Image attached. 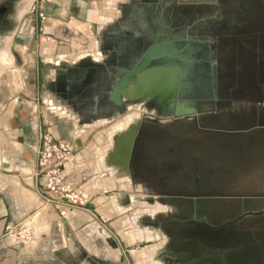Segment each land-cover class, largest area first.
<instances>
[{"label":"rangeland","instance_id":"1","mask_svg":"<svg viewBox=\"0 0 264 264\" xmlns=\"http://www.w3.org/2000/svg\"><path fill=\"white\" fill-rule=\"evenodd\" d=\"M53 1H16L12 25L0 35V111L30 100L28 95L33 93L35 104L43 113L48 114L44 96L53 94L48 87L52 81H46L47 77L53 80L64 77L77 65H81V68L85 65L92 66L96 61H101L104 55L107 57L104 53L106 51L99 44L98 29L105 28L115 19L101 14L98 19L90 21L87 17L67 14L62 17L63 28L59 32L53 28L44 29L42 23L53 13ZM90 1L85 3L87 8L95 4L106 9L108 4H114V0ZM119 3L120 0L117 4ZM140 17H144V14ZM32 19L34 23L31 24ZM48 23L54 22L48 20ZM30 25L34 28L28 36ZM40 77L43 80V91L38 85ZM53 98L56 103L60 99L62 103L66 101L58 93ZM148 107L144 100H139L127 106L124 113L114 111L115 114L111 116L99 113L96 118L89 117L82 124L78 122L80 114L70 108L71 118L67 119V125H64L63 120L59 123L61 127L66 126L71 131L67 139L74 141V138H83L82 142L79 140L80 145H76V154L71 162L76 187L81 189L84 196L81 197L82 203L70 206L79 213L72 218L77 219L81 214H87L91 215L93 221L86 224L88 221L78 218L75 224H69L65 218L66 209L63 214L65 217L57 216L58 231L55 230L53 239L54 251L57 253L51 259L52 264H172L168 259L150 257L151 252L158 249L165 237L159 229L143 226L144 221H140L139 217L145 215L151 218L155 212L165 213L169 209L156 199H153L154 203L151 202L152 199H146L148 195L264 198V148L250 146L247 150L238 152L232 146L225 145L223 139L231 136L229 133L212 134L195 127L173 130H158L155 127L146 136L143 153L136 151V142L133 149V136L126 162L125 159L113 160L110 155L113 136L135 125L132 118L134 114L136 122L143 114L155 115L156 110H149ZM53 125L52 121L49 123L46 120L42 127L49 126L52 129ZM259 137L264 139V135ZM212 143L218 144L215 146ZM154 159L166 163L165 167H158L159 180L167 179L173 187L159 188L153 185L154 178L149 164ZM135 162L141 164L146 172L137 176ZM97 174H105L103 178L111 177L109 183H103V191L90 186ZM136 182H141L143 190H138L134 184ZM185 184L187 188L183 187ZM157 188L166 192H154L153 189ZM99 195L105 196L108 203L101 204L98 209L95 197ZM241 211H245L246 216L257 217L262 214L260 226L264 230V203ZM31 213L32 211L29 212ZM30 216L24 215L21 219L30 220L26 223L32 231L31 236L22 241L17 240L18 242H30L36 238L38 231H50L42 226L33 227L35 217ZM96 225H100L106 232L109 242ZM17 228L18 226L15 230Z\"/></svg>","mask_w":264,"mask_h":264},{"label":"water","instance_id":"2","mask_svg":"<svg viewBox=\"0 0 264 264\" xmlns=\"http://www.w3.org/2000/svg\"><path fill=\"white\" fill-rule=\"evenodd\" d=\"M202 1L141 0L142 3H137L136 8L144 11V17H127L123 10L121 17L105 28L98 29L100 47L112 53L122 51L113 54L116 60H125L122 64L118 62L123 67L110 87V99L115 104L122 105L123 99L130 102L144 100L147 106L156 110L157 116L181 117L194 114L198 119L206 120L208 124L205 125L233 128L217 125L230 120L234 115L232 112H211L212 108L208 105L211 93L207 39L211 36L204 31L199 34L191 27L196 17L189 24H173V19L180 15L182 7H199ZM171 11L179 14L171 15ZM182 39L204 42L207 61L205 68L198 61L193 62L196 60L194 55L181 54L186 47L164 48L165 43ZM122 45L125 49L121 48ZM170 58L189 63L171 61ZM203 69L207 74V94L185 92L183 86L193 83L190 77L203 73ZM136 128L129 133L125 130L113 136L110 152L113 160L125 159L126 162ZM74 142L80 145L78 138ZM158 199L172 208L165 213L155 212L151 218L145 215L139 217L140 221H144L143 226L159 229L165 237L150 257L168 259L173 264L179 261L177 257H184L181 251L198 253L200 250L211 256L205 258L202 264H264V230L260 226L262 214L253 217L241 211L249 206L263 204L264 198L158 195Z\"/></svg>","mask_w":264,"mask_h":264},{"label":"flooded vegetation","instance_id":"3","mask_svg":"<svg viewBox=\"0 0 264 264\" xmlns=\"http://www.w3.org/2000/svg\"><path fill=\"white\" fill-rule=\"evenodd\" d=\"M16 1L0 0V35L12 25ZM173 14L178 15L179 13L172 12L171 15ZM195 17L197 20L192 23L191 27L196 29L199 34L204 31L211 36L210 39H207L208 62L205 61L210 69L211 95L209 98H211V102L208 104L209 108H212L211 112L219 110L232 112L234 115L230 120L219 122L217 125L233 128L224 129L205 125L208 124L205 122L206 120L198 119L194 114L181 117L143 114L144 117L141 116L135 131L133 149L136 142V146H138L136 151L143 153L144 142L147 141L146 136L155 127L158 130L195 127L212 134L229 133L231 136L223 139L226 142L224 143L229 147L232 146L238 152L247 150L250 146L264 148V139L259 137L264 135V0H204L200 2L199 7H182L180 15L173 19V24H189ZM124 61V59L120 61L115 58L112 61L110 58H103L92 66L85 65L81 68V65H77L64 77L54 80L47 77L45 80L52 81L48 85L52 89L50 92L60 94L64 97L63 100L67 101L65 104L80 114L78 122L82 124L83 121L96 118L99 113L102 116L110 115L111 111L108 108L93 105V102L102 99L103 96L101 87L98 85V74L107 73L108 66L111 65L116 81L117 73L123 67L118 62L122 64ZM84 75L89 76V79L85 80ZM108 75L104 76L109 79L105 81L107 83L112 79ZM84 80L85 83H83ZM38 85L43 91L41 77ZM48 87L46 86V88ZM80 91L83 93L82 96L77 95V92ZM59 101L62 102L61 99ZM213 140L217 139L213 138ZM212 144L217 146L218 143ZM135 165L137 176H140L141 172H146L141 164L135 162ZM149 165L154 178L153 185H157L159 188L173 185L167 179L159 180L158 167H165L166 163L163 164L162 160L154 159ZM134 184L138 190H143L141 182ZM186 186L185 184L183 187L187 188ZM159 188L153 189V191L166 192ZM158 195H148L149 197L146 199H156ZM181 255L185 258L177 257L176 260H179L176 262L177 264H202L205 258L211 257L200 250L198 253L190 250L181 251Z\"/></svg>","mask_w":264,"mask_h":264},{"label":"crops","instance_id":"4","mask_svg":"<svg viewBox=\"0 0 264 264\" xmlns=\"http://www.w3.org/2000/svg\"><path fill=\"white\" fill-rule=\"evenodd\" d=\"M86 1L88 0H54L53 13L44 20L43 28H53L59 32L63 28L62 17L67 14L81 18L87 17L90 21L98 19L101 14L110 16V19H117L121 17L123 10L127 17L142 15L141 10L136 8V4L141 0H120L119 4H117L118 0H114V4H108L109 7H105L106 9L101 8L102 5L97 7L95 4L87 8ZM93 1L95 0L90 2ZM121 3H123L122 6ZM132 3H134L133 7ZM83 5L85 7H82ZM48 20L54 23L50 24ZM32 23H34L33 19ZM33 28V25H30L28 36ZM121 48L123 49V45ZM103 80L108 81L109 79L104 78ZM52 94L54 96L56 93ZM33 96L32 93V95H28L30 100L0 111V264H52L51 259L54 257V253H57L54 251L55 241L53 239L55 230L58 231L57 216L60 214L57 209L45 201L40 192V178L34 173L35 156L32 145L37 140L38 126H42L46 120L49 123L51 121L54 123L51 129L53 134L69 137L70 129L67 130L66 126L65 128L61 127L59 123L63 120L64 125H67V119L71 117L68 105L60 101L56 103L52 95L44 96L45 102L48 104V114L43 113L35 104L36 98ZM41 123L43 124L41 125ZM80 139L82 142L83 138ZM94 178V182L90 183L91 188L102 191L103 183H109L110 179V177L103 178L102 174H97ZM118 183L120 182L118 181ZM93 184L97 187H94ZM95 201L98 204V209L101 204L108 203L103 195L95 197ZM31 211L32 213L29 214ZM66 213L67 216H63L69 224H75L78 218L88 221L86 224H91L93 221L89 213L90 216L81 214L76 217L77 219L72 218L79 213L70 206L66 207ZM24 215L35 217V222L32 221L33 227H44L50 231L48 233H46L47 230L44 233L43 230L38 231L36 238L30 242L15 241L12 235L5 232V225L7 223L14 224ZM23 221L29 222L30 220L26 218ZM96 226L105 240L109 242L102 227Z\"/></svg>","mask_w":264,"mask_h":264},{"label":"built area","instance_id":"5","mask_svg":"<svg viewBox=\"0 0 264 264\" xmlns=\"http://www.w3.org/2000/svg\"><path fill=\"white\" fill-rule=\"evenodd\" d=\"M37 129V140L32 145L35 156L34 173L40 178L39 188L45 201L63 215L66 207L82 203L81 197L84 196L81 189L76 187L71 162L76 154V144L73 139L53 134L49 126H38ZM5 232L12 234L15 241L25 240L32 233L23 219L14 224L7 223Z\"/></svg>","mask_w":264,"mask_h":264},{"label":"bare ground","instance_id":"6","mask_svg":"<svg viewBox=\"0 0 264 264\" xmlns=\"http://www.w3.org/2000/svg\"><path fill=\"white\" fill-rule=\"evenodd\" d=\"M46 44L47 43H45V45ZM45 45L43 46V49L44 50H45ZM170 47L171 48H174V49H181V48L186 47L183 51H181V54L183 53V54H185L187 56L188 55H194L195 56L194 58H196V60L193 61V62H197L198 61V63L201 65V67L202 68H205V65H206L205 64V61H206V45L204 44V42H202V43H199L198 42L197 43V42H193V41H183V39H182V40L170 41V42L165 43L164 48H170ZM123 49H125L124 46H123ZM188 49H190L191 51H189ZM105 51L106 52H104V53L107 54V57H105V55H104L103 58L104 59L105 58H110L112 61L115 58L113 53H120V52H122V51H114L112 53V51H109V50H105ZM169 60H171V61H178V62L180 61L181 63H189V62H186L185 60H178L177 58H170ZM107 74H109L108 76H111V78H112L108 83L103 80L104 76L105 75L107 76ZM85 75H84L85 80L86 79H89V76H85ZM98 75H99L98 85L101 87L102 95L103 96H102V99L93 102V105H96L98 107L105 108V109L108 108V110L111 111V113H112V114H110V116L113 115V114H115L114 111H116V113L117 112L124 113L126 111V109H127L126 108L127 106H129V105H131V104L136 103L137 101H139V100H135V101H131L130 102L128 100L126 101L125 99H123V104L122 105H118V104H115L110 99L109 95H107L109 93V91H110L111 84H113L114 81H115V73H114L113 66H111V65L109 66V69H108V72L107 73L106 72L105 73H99ZM190 78L192 79L193 83L190 86H183L185 88V92L192 93V94H196V93H198V94H206L208 92L207 74L205 73V69H203V73L200 72L199 75L197 73L195 75H192ZM85 80H84L83 83H85ZM78 91H79V89H78ZM82 94L83 93L81 91L80 92H77V95H79V96H82ZM149 107H148L149 110L150 109H154L153 107H150V108ZM229 109H231V108H229ZM134 115H133L132 118L134 120L133 123H135V125L134 126H131L129 129H127V133H129L133 129H135L136 126H137V124H138V121L140 120V117H139L137 119V122H136V120L134 118L135 117ZM160 117H162V116H160ZM121 129H123V127ZM121 131L122 132L123 131L125 132V130H121ZM103 175H105V174H103ZM97 185H99L98 182H97ZM156 200H158L160 202V200L158 198H156ZM151 202H154L153 199H152ZM160 203L163 204L162 202H160ZM165 205L168 207V209H171L172 208L170 205H167V204H165ZM149 228L152 229L153 227L152 226H149Z\"/></svg>","mask_w":264,"mask_h":264}]
</instances>
